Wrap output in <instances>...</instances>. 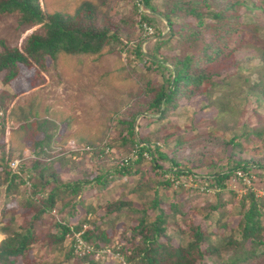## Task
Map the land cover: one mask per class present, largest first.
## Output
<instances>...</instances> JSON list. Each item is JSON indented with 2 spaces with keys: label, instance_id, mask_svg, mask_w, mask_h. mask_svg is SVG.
Here are the masks:
<instances>
[{
  "label": "trees",
  "instance_id": "trees-1",
  "mask_svg": "<svg viewBox=\"0 0 264 264\" xmlns=\"http://www.w3.org/2000/svg\"><path fill=\"white\" fill-rule=\"evenodd\" d=\"M143 2L152 13L167 20L169 32L158 40L154 53L147 54L148 60L155 65L148 68L160 70L163 76L156 84L149 77L146 79L150 100L144 112L150 113V116L143 117L145 122L141 123V132L138 133L135 131V120L141 110L130 112L128 119L121 120L122 128L114 136V142L121 141L122 145L137 149V158L116 166L111 174L85 175L77 180L63 181L61 172L67 161L66 156L47 160L45 155L54 134L48 132V127H43L45 120L34 124L44 132V137L35 142L38 157L32 160L27 178L32 180L31 191L21 200L22 205L33 213L17 226L14 216L1 223L0 233L4 237L0 241V264H16L19 258L25 259L23 264H36L34 260H29V256L40 238L44 241L48 238L49 246L62 249L66 235L72 232L69 219L79 216L81 208H85L93 218L89 220L83 216L75 230L81 231L84 223L89 224L82 237L92 245L94 251L80 256L72 248L66 257L67 260L74 258L72 264H109L96 253L112 247L114 235L109 234L107 228L111 221L120 217L131 221L126 228L128 234L123 233L122 236L127 244L119 243L113 248L120 251L125 264H264V197H256L249 190L238 199V192L228 186L235 170L248 172L254 166H264L260 160L240 156L244 150V140L253 135L261 137V130L255 128L245 134H235L228 140L222 138L220 145H223L227 161L224 164L210 161L206 164L207 169L201 165L200 171L206 176L197 179L199 185L207 183L208 187L216 189L213 194L215 199L210 200L211 192L199 190V187L192 188L197 191L195 193L208 198L202 208L204 221H210L207 227L186 217L180 198L168 200L169 189L175 186L176 178L199 173L182 166L178 152L188 145L192 146L193 155L199 150L194 141L209 137L211 133L209 127L205 132L196 131L193 136H187L185 131L180 134L178 122H172L171 115L196 96H206L208 103L202 109L215 108L218 119L235 115L233 110L240 107L241 99L254 97L258 102L264 101V33L255 19L256 11L264 12V0ZM108 3L109 0H85L74 13L55 11L46 14L40 0H0V15H16L20 26L40 25L26 38L22 49L0 41L3 47L0 51L3 83L8 84L17 76L19 63L33 62L45 69L48 56L55 59L61 52L99 54L107 46L122 44V29L132 22V16L107 6ZM105 6L107 8L103 9ZM112 11L121 13L120 17L115 18ZM132 11L137 12L136 4ZM145 18L152 20L147 16ZM246 46H252L256 52L252 59H257L248 68L241 66L237 58ZM228 67L233 69L226 71ZM223 69L226 71L224 74ZM245 70L250 72L245 73ZM4 96H0V110ZM163 120L169 124L160 126ZM153 123L164 133L163 145L172 148V154L158 145L159 137L152 140L149 133L155 132L150 128ZM228 123L225 122L228 130L238 126L237 120L230 122L233 123L231 126ZM31 125L32 122H29L21 128L28 126L29 129ZM146 152L150 153V166L157 177L153 194L146 202L135 204L131 199L121 198L100 201L94 206L87 201L86 198L90 196L98 198L97 193L102 194L111 183L122 177L134 178L135 184H142L144 172L141 166L146 161ZM202 158L203 154H200L199 159ZM8 159L5 144H1L0 185L3 182L7 184L6 197L18 191L20 183L26 182L21 175L12 171L7 164ZM201 161L205 163L209 157L205 156ZM166 162L172 166H165ZM166 173H172L175 177L165 178ZM137 185L131 189L136 191ZM158 187H162L163 191ZM172 192L177 197L178 193L175 190ZM87 193L89 195L86 197ZM233 201L237 202L236 213L239 215L234 223L221 218L225 215L226 205ZM99 207L104 212L98 217L96 213ZM52 210L62 215L63 222L54 221L56 231H48L43 238L44 232L39 234V229L45 214ZM6 212L11 213L12 210ZM104 222H109L106 227L103 226Z\"/></svg>",
  "mask_w": 264,
  "mask_h": 264
},
{
  "label": "rangeland",
  "instance_id": "rangeland-1",
  "mask_svg": "<svg viewBox=\"0 0 264 264\" xmlns=\"http://www.w3.org/2000/svg\"><path fill=\"white\" fill-rule=\"evenodd\" d=\"M83 1L85 0H40V3L46 14L55 11L74 13ZM153 2L160 4L161 0H153ZM134 4L137 6L136 13L132 11ZM107 6L115 7L122 14L132 16V22L122 29L123 43L119 46H107L99 54L61 52L55 59L48 56L45 69L33 62L19 63L17 76L8 84L3 83L4 74H0V96L5 95L3 108L0 110V145L5 144V152L9 157L7 164L12 171L26 180L19 184V190H14L15 192L10 197H6L5 193L7 184L3 182L0 185V225L14 216L13 218L17 221L15 226H17L29 219L33 213L31 209L22 205L21 200L31 191L32 180L27 178L32 160L38 157L35 154L38 149L34 147L35 142L44 137V132L35 126L40 121L45 120L43 127H48V132L54 134L45 158L47 160L62 156L67 158L61 172L63 181L77 180L85 175L111 174L116 166L137 158V149L129 148L122 145L121 141L114 142L113 140L116 132L122 128L121 120L128 119L130 112L141 110L135 120V131L138 133L141 132V123L145 122L143 117L150 116V113L144 112V107L150 100V93L146 89V79L150 78L151 82L158 83L163 76L160 70L148 68V66L155 65L148 60L147 54L154 53L158 40L168 34L169 26L167 20L152 13L149 7L144 5L143 0H109ZM121 13L117 14L112 11L115 18H119ZM145 16L152 20H147ZM255 16L256 23L261 26L264 33V12L256 11ZM145 24L150 28L146 29ZM39 27L40 25L20 26L16 15H0V41L4 40L10 46L22 49L26 38ZM2 48L0 42V51ZM255 53L252 46H246L237 57L239 64L244 68L253 66L257 62V59H252ZM248 61L249 64L246 63ZM228 69L233 68L228 67L225 70ZM225 70L223 69L222 74L226 72ZM244 72L249 73L250 70ZM239 102L240 107L233 110L234 117L218 119L215 108L202 109V106L208 103L206 96H196L185 104L182 102L184 105L170 117L172 122H178L177 125L181 130H178V133L185 131L187 136H193L196 131L205 132L206 128L211 127L209 137L194 141L199 150L193 155V148L188 145L178 152L182 166L190 167L195 170L194 172L199 173L184 174L176 178L175 186H172L168 192V200L180 198L186 217L202 224L204 228L210 224V221H204L205 212L202 209L208 198L206 195L195 193L197 192L195 189L199 187V190H207L212 194L210 200L215 199L213 194L216 189L208 187L207 183L199 185L197 179L200 176H206L200 171L201 165L206 166L210 161L220 164L227 161L220 140L222 138L228 140L235 134H245L255 128L261 130V137L253 135L250 139L244 140V150L240 156L260 160L264 165V101L258 102L254 97H249ZM233 120H237L238 126L228 130L225 122L228 121L231 126L233 123L230 122ZM29 122H32L29 129L28 126L21 128ZM168 124V121L163 120L160 126ZM150 128L155 130L154 133H149L152 140L155 141L156 137H159L158 145L172 154V148L168 149L166 145H163L164 133L159 131L155 123ZM200 154H203L202 159L205 156L209 157V161L203 163L202 159H199ZM144 156L146 161L141 166L144 172L141 179L144 181L142 184L141 182L138 185L135 184L134 178L122 177L111 183L102 191V194L97 193L96 196L99 197L96 199L92 196L87 197L89 195L87 193L85 195L87 201H91L94 206L100 204V201L121 198L131 199L135 204L146 202L147 198L153 194L154 180H157V177L155 170H152L150 166V153L146 152ZM165 166H172V164L166 162ZM139 176L140 173L137 177ZM168 177L173 179L175 176L172 173H166L165 178ZM134 185H137L136 191L131 189ZM228 186L238 192V199L249 190L253 191L256 197L263 198L264 166L262 168L254 166L248 172L235 170L228 181ZM158 188L163 191L162 187ZM182 188L185 191H181ZM192 188L195 189L192 190ZM172 190L178 193L177 197ZM168 205L169 202L165 204L166 207ZM225 208V215L221 218L228 222H236L239 219L236 213L237 202H229ZM7 210H12V212L5 213ZM103 212L104 209L99 207L96 216L99 217ZM83 216L88 217L89 220L93 218L91 213L81 208L79 216L69 219L72 232L66 235L62 249L49 246L48 238L45 241L40 238L35 243L29 260H34L36 264H72L75 262L74 258L66 259L68 251L72 248L74 253L80 256L93 252L92 245L82 237L83 231L89 227V224L84 223L81 231L75 230L76 224ZM62 218L56 210L46 213L39 234L43 231V238H45L48 231H56L53 222H63ZM130 222V219L125 217L108 222L110 224L107 228L108 233L114 235L112 247L97 251L96 254L101 259L109 264H125L120 251H115L113 248L119 243L127 244L122 236L123 233L128 234L126 228ZM108 223L104 222L103 226L106 227ZM3 237L4 235L0 233V241ZM24 260L19 258L16 264H23Z\"/></svg>",
  "mask_w": 264,
  "mask_h": 264
},
{
  "label": "built area",
  "instance_id": "built-area-1",
  "mask_svg": "<svg viewBox=\"0 0 264 264\" xmlns=\"http://www.w3.org/2000/svg\"><path fill=\"white\" fill-rule=\"evenodd\" d=\"M142 1V0H141ZM145 28L146 29H148V28H150L147 24H145ZM80 242H82L81 240H80Z\"/></svg>",
  "mask_w": 264,
  "mask_h": 264
}]
</instances>
